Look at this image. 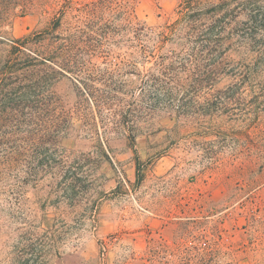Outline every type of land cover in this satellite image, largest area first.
I'll use <instances>...</instances> for the list:
<instances>
[{
    "label": "rangeland",
    "instance_id": "1",
    "mask_svg": "<svg viewBox=\"0 0 264 264\" xmlns=\"http://www.w3.org/2000/svg\"><path fill=\"white\" fill-rule=\"evenodd\" d=\"M93 1L71 0L77 10ZM196 1L185 18L179 0H104L92 17L64 14L56 33L88 32L96 47H77L81 73L54 84H35L38 50L13 61L0 47V69L12 73L0 95V264H264V0ZM48 11H16L3 37L48 27ZM215 13L227 14L219 44L186 40ZM152 52L216 61L220 90L252 71L238 89L252 109L150 106L136 87L158 76ZM136 138L145 143L134 149ZM128 152L136 180L107 196Z\"/></svg>",
    "mask_w": 264,
    "mask_h": 264
},
{
    "label": "trees",
    "instance_id": "2",
    "mask_svg": "<svg viewBox=\"0 0 264 264\" xmlns=\"http://www.w3.org/2000/svg\"><path fill=\"white\" fill-rule=\"evenodd\" d=\"M247 1L250 0H244L242 4L246 5ZM103 2L104 0H94L82 9L77 10L72 6L71 0L64 2V4L66 3L64 7L61 0H56L55 3H51L50 0H0V47L7 46L10 48L9 53L11 54L9 57L7 56V59L12 58L13 61H15L14 59H18L22 54L21 49L29 51L33 49L38 50L37 54L33 57L31 56L34 62L31 74L36 77V86L41 80H48L54 84L59 80L56 77H63L66 73H71L77 78L81 73V67L77 65V47L82 45L86 46V48L96 47L92 43L94 38L88 32L84 31L80 32L77 36L65 38L60 33H56V31L61 26V19L64 14H69L72 11H80L83 12V15L92 17L103 6ZM53 4L58 6L56 11H54L55 7ZM199 4H201V1L179 0L178 7H180V10L178 14L181 18H185L192 12L195 5L198 6ZM225 4L226 2H222V4L214 6L213 10L216 11ZM34 8H41L45 13L49 12V8H52V11H54L53 20L49 23L48 27L31 32L17 39L3 37L5 32L2 30V27L11 17L16 15V11L22 15H26ZM256 13L257 11L254 13L253 10L252 14L249 15V21L252 20L253 24H257ZM57 14H59L58 17H56ZM215 16L216 13L209 23L188 33L186 40L201 48H206L212 43L219 44L222 40V32L227 27L225 23L227 14L222 13L219 17ZM248 37L250 38L247 41L252 44L254 42L252 34L250 33ZM262 54L264 55V49ZM149 56L154 59L156 58L153 68L157 70L158 76L148 73L145 76L146 79L142 80L136 87V94L137 97L140 96L142 101L148 103L150 106H162L168 109H252V105L246 103L241 96L242 94L238 91L241 85L246 84V78L250 80L249 76L252 77V71L243 80L241 79L243 76L240 79L234 77V82L232 81L226 90H220L217 88L224 70L216 61L204 64L201 63L203 59L200 56L194 55L188 61H185L187 59H182L177 55H157L156 52L149 53ZM53 65L59 66L60 70L53 68ZM8 70L3 67L0 69V95L4 89L1 83L6 78V75L12 76V73H8ZM54 79H56L54 82L51 81ZM91 81L88 79V82ZM85 82L83 81L82 86L79 84V81H76V84L80 85L79 87H81L84 93L89 92L88 83ZM84 87L86 91L83 89ZM201 89L205 90V92L201 93ZM99 98L103 106L117 108L116 105L109 103L115 96L112 98L108 96ZM250 101L253 104V99ZM262 102H264V97ZM133 103L130 102L127 104L129 106L128 109H130V105ZM57 132L53 133V135H56ZM41 139L44 141V136L40 137V141Z\"/></svg>",
    "mask_w": 264,
    "mask_h": 264
},
{
    "label": "crops",
    "instance_id": "3",
    "mask_svg": "<svg viewBox=\"0 0 264 264\" xmlns=\"http://www.w3.org/2000/svg\"><path fill=\"white\" fill-rule=\"evenodd\" d=\"M144 143H145L144 138H136L134 143V149L142 147ZM131 156L133 155H131V153L128 152L126 154H120L119 156L116 157V161L119 162L121 165H123L126 170L123 171L124 175L122 176L120 175L116 176L115 173L112 175V177L108 181L109 185L106 187V191H104V193L107 196L110 193H112L117 188V186L120 185L121 182H126L131 185L136 180L137 162ZM164 160L165 158H161V160L158 161V165H162ZM113 163L115 166L114 160Z\"/></svg>",
    "mask_w": 264,
    "mask_h": 264
},
{
    "label": "built area",
    "instance_id": "4",
    "mask_svg": "<svg viewBox=\"0 0 264 264\" xmlns=\"http://www.w3.org/2000/svg\"><path fill=\"white\" fill-rule=\"evenodd\" d=\"M130 196L133 198L132 196V193H130ZM104 241H100V248H101V255L103 256L104 255V251H105V248H104Z\"/></svg>",
    "mask_w": 264,
    "mask_h": 264
}]
</instances>
